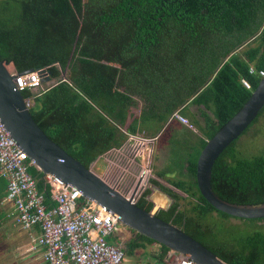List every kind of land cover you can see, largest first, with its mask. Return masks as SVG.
Returning a JSON list of instances; mask_svg holds the SVG:
<instances>
[{"label": "trees", "instance_id": "1", "mask_svg": "<svg viewBox=\"0 0 264 264\" xmlns=\"http://www.w3.org/2000/svg\"><path fill=\"white\" fill-rule=\"evenodd\" d=\"M0 59L10 72L45 68L55 80L44 90L22 93L33 95L30 113L41 129L86 167L119 148L126 133L146 129L156 136L176 110L198 124L186 109L188 102L197 105L204 137L186 158L187 177L161 170L158 176L170 186L150 179L172 199L155 214L230 264H264V231L234 234L224 224L231 215L212 206L195 180L206 140L242 107L261 78L249 68L264 70V0H0ZM263 112L264 107L257 117ZM237 139L216 158L211 187L232 203H262L264 152L243 155ZM28 172L49 198L50 185L38 167L30 165ZM149 193L137 199L147 211L154 206ZM129 230L133 235L123 248L128 253L143 242L159 244L160 258L169 250Z\"/></svg>", "mask_w": 264, "mask_h": 264}, {"label": "water", "instance_id": "2", "mask_svg": "<svg viewBox=\"0 0 264 264\" xmlns=\"http://www.w3.org/2000/svg\"><path fill=\"white\" fill-rule=\"evenodd\" d=\"M10 72L0 59V121L17 145L32 159L42 174H53L64 182L76 185L82 194L114 212L118 220L135 232L151 238L168 249L182 252L197 264H230L193 236L158 217L153 210L137 205L140 194L134 188L130 195L109 184L90 166L86 167L54 142L33 119L24 95L15 88L13 79L33 71ZM43 83L55 82L45 68L39 70ZM264 107V76L242 107L209 139L196 161L195 180L201 195L216 209L237 218H263L264 202L259 204L232 203L220 198L211 187L212 166L218 155L251 124Z\"/></svg>", "mask_w": 264, "mask_h": 264}, {"label": "built area", "instance_id": "3", "mask_svg": "<svg viewBox=\"0 0 264 264\" xmlns=\"http://www.w3.org/2000/svg\"><path fill=\"white\" fill-rule=\"evenodd\" d=\"M39 70L17 75L13 79L15 88L21 92L28 89L32 93L44 90ZM249 72L264 76V70H256L254 66H250ZM241 82L246 88H251L246 78L243 77ZM24 100L30 109L34 104L33 95L24 96ZM171 118L193 127L179 110L174 111ZM126 134L135 143L147 139L139 133ZM33 164L34 161L28 158L0 121V176L6 179L4 199L14 203L16 223L31 234L29 249L41 246L42 256L48 264H121L123 241H108L109 237L116 238L121 230L118 224L122 222L114 212L84 196L76 185L49 173L43 174L51 188L47 198L28 172V166ZM35 227L39 234L33 236ZM164 259L166 264H197L189 256L171 249L164 254Z\"/></svg>", "mask_w": 264, "mask_h": 264}, {"label": "rangeland", "instance_id": "4", "mask_svg": "<svg viewBox=\"0 0 264 264\" xmlns=\"http://www.w3.org/2000/svg\"><path fill=\"white\" fill-rule=\"evenodd\" d=\"M49 84H52V81L48 84L44 83L43 87ZM140 106H142L141 101H139L137 107L138 110L134 111L137 115L139 114ZM186 109L194 115L198 124H203V118L201 117L197 105L188 102ZM185 117H187L189 122L193 125L192 128L173 119L170 122L165 123L163 127L158 128L160 133L156 139L149 137L151 134H147L148 130L145 129V133H139V135L146 137V140H143L141 143H135L134 140L131 141L128 138L129 143L124 149L110 153L107 152L102 155L98 161H96V166L93 168L94 171L102 175L109 184L114 185L115 188L127 195L132 193L131 191L134 190L135 183L140 178L142 179L141 184L147 181V179L150 180L151 178H154L164 185L170 186L165 179L158 176V172L161 170L166 171V175L169 177H187L188 174L184 167L186 164V158L189 155H193L192 153L199 149L198 138L204 136L202 135L198 124L194 122L190 116L185 115ZM191 145H193V150H191ZM236 146L237 150L242 152L243 155H255L264 152V112L260 114L257 119L248 126L246 131L238 137L236 140ZM169 168H172V171L169 170ZM173 168H175V171H173ZM103 170L105 171L103 172ZM110 173L116 178L113 179V177L110 176ZM124 173H126L127 176L129 173L132 175L129 176L135 181V183H132V186L127 185L124 188L120 186L122 180L121 175ZM150 191L153 193L151 192L147 198L153 202L154 206L152 210L154 212L159 208H167L171 204L172 199L170 197L160 191L158 192L156 189ZM157 197L163 198L164 202L161 203V205L157 204ZM213 216L218 218L215 213ZM224 224L233 226L232 229L234 230V234H242L255 229L264 231V218L257 220L254 223H248L245 219L231 216L225 220ZM120 227L121 230L119 231V236L121 235L120 239L125 246L126 241L133 235V233L129 230L130 228L123 223L118 224V228ZM21 233L23 232L21 231ZM158 250V245L143 242V246L137 248L132 254L125 250L121 264H166L164 257L160 258L157 255ZM152 252L155 253V255H152ZM28 260L29 257H26L25 254L17 251L16 259L10 262V264H33L32 262H28Z\"/></svg>", "mask_w": 264, "mask_h": 264}, {"label": "crops", "instance_id": "5", "mask_svg": "<svg viewBox=\"0 0 264 264\" xmlns=\"http://www.w3.org/2000/svg\"><path fill=\"white\" fill-rule=\"evenodd\" d=\"M159 133L153 138L156 139ZM128 141L129 140L127 139L119 148H112L107 152L110 153L113 151L124 149V147L127 146V144L129 143ZM101 156L97 157V159L90 164L92 168L96 166V161H98V159ZM169 170L172 171V168H169ZM104 171L105 170H103V172ZM173 171H175V168H173ZM139 180L142 179L140 178ZM0 196H1L0 198V264H10V262L16 259L17 251L22 252L23 254L26 255V257H29L28 262H32L33 264H48L42 256L43 248L41 246L37 247L36 249H29V246L32 242L31 234H29V232H27L26 230H23L16 223V219H15L16 207L12 201H8L4 199L6 196V179L3 178L2 176H0ZM21 231L23 233H21ZM38 234H39V229L35 227L32 230V235L36 236ZM156 245H158L159 247L157 255L160 257L161 247L159 244ZM153 254L155 255V253L152 252V255Z\"/></svg>", "mask_w": 264, "mask_h": 264}, {"label": "flooded vegetation", "instance_id": "6", "mask_svg": "<svg viewBox=\"0 0 264 264\" xmlns=\"http://www.w3.org/2000/svg\"><path fill=\"white\" fill-rule=\"evenodd\" d=\"M181 126V125H180ZM110 176L111 177H113V179H115L116 177L115 176H112L111 175V173H110ZM129 176H132L130 173H129V175L127 176V174L126 173H124V174H122L121 175V187H126L127 185H131L132 186V183H135V181H133V179L131 178V177H129ZM141 180H137V182L135 183V185H134V187L135 188H137V190L136 191H139L140 192V194H139V196L146 190V189H150V190H157L158 192L160 191L161 193H163L160 189H159V187L157 186V185H155V184H153L152 182H150V180L149 179H147V181H145L144 183H142L141 184ZM156 191V192H157ZM131 192H133V190L131 191ZM152 191H150V193H151ZM149 193V194H150ZM163 194H165V193H163ZM139 196H138V198H139Z\"/></svg>", "mask_w": 264, "mask_h": 264}]
</instances>
